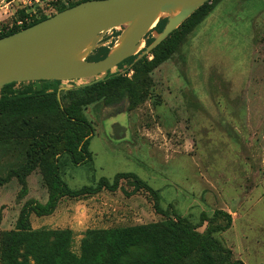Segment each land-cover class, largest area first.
Masks as SVG:
<instances>
[{
  "label": "rangeland",
  "instance_id": "1",
  "mask_svg": "<svg viewBox=\"0 0 264 264\" xmlns=\"http://www.w3.org/2000/svg\"><path fill=\"white\" fill-rule=\"evenodd\" d=\"M79 1L0 0V19L13 22L21 11L50 17L61 5ZM252 15L257 27L253 41L247 26ZM124 28L109 31L102 45H113ZM177 29V47L150 73L143 103L132 108L125 99L115 106L96 103L85 108L94 126L89 147L93 158L70 165L63 174L78 189L132 172L158 196L146 188L134 190L131 178L121 179L116 191L63 197L52 214L32 213L31 226L71 228L78 244L88 228L178 216L202 225L198 230L203 232V219L223 209L233 222L218 236L236 258L264 264V0H224L202 22L192 19ZM127 75L133 77L134 70ZM31 82H17L14 89L90 85V79ZM25 155V142L0 141V176ZM48 197L39 170L28 176L25 186L11 178L0 186V231L15 228L28 201L45 204Z\"/></svg>",
  "mask_w": 264,
  "mask_h": 264
},
{
  "label": "trees",
  "instance_id": "2",
  "mask_svg": "<svg viewBox=\"0 0 264 264\" xmlns=\"http://www.w3.org/2000/svg\"><path fill=\"white\" fill-rule=\"evenodd\" d=\"M84 1L87 0L61 5L57 13ZM220 1L209 0L180 27L192 19L195 24L202 22ZM26 16L28 14L21 11L19 18ZM47 18L49 16H34L25 25L14 27L0 38ZM167 21H159L146 35L145 47L121 62L116 67L120 69L117 73L110 70L103 81L71 90L32 89L30 86L15 90L17 83L14 82L0 90V141L26 143L25 159L10 169L6 176H0V186L13 177L25 186L28 176L39 170L49 191L45 204L28 201L15 228L0 231V264H246L236 258L233 250L218 236L233 222L232 215L223 209H217L213 216L203 219V224L207 223L203 232L198 230L202 225L178 216L148 224L88 228L78 244L71 228H33L30 223L32 213L39 217L52 214L63 197L79 198L104 189L116 191L121 179L131 178L134 190L146 188L158 196L156 190L132 172L118 173L113 182L102 177L96 185L78 189L71 188L63 174L70 165L92 161L89 147L94 126L86 118L87 106L96 103L115 106L128 99L134 108L145 101L146 88L151 83L150 73L169 59L179 42L176 37L180 30L176 29L150 52L152 60H149V54L142 56L155 40L152 33L162 32ZM112 46L96 48L87 60L97 61L106 57ZM131 70H134V75L129 78L127 74ZM39 82L61 84L63 81Z\"/></svg>",
  "mask_w": 264,
  "mask_h": 264
},
{
  "label": "water",
  "instance_id": "3",
  "mask_svg": "<svg viewBox=\"0 0 264 264\" xmlns=\"http://www.w3.org/2000/svg\"><path fill=\"white\" fill-rule=\"evenodd\" d=\"M209 0H87L0 38V90L14 82L103 81L110 70L145 47V37L159 21L162 32L150 53ZM124 26L106 57L89 61L106 34ZM144 44V45H143ZM144 46V47H143Z\"/></svg>",
  "mask_w": 264,
  "mask_h": 264
},
{
  "label": "built area",
  "instance_id": "4",
  "mask_svg": "<svg viewBox=\"0 0 264 264\" xmlns=\"http://www.w3.org/2000/svg\"><path fill=\"white\" fill-rule=\"evenodd\" d=\"M28 16L24 17V18H17L16 20H14L13 22H8L6 23V21H2V19H0V36L3 35L4 33L10 31L11 29H13L14 27L18 26L21 27L23 25H25L27 22L30 21V19L33 17L34 14L32 13H28Z\"/></svg>",
  "mask_w": 264,
  "mask_h": 264
},
{
  "label": "crops",
  "instance_id": "5",
  "mask_svg": "<svg viewBox=\"0 0 264 264\" xmlns=\"http://www.w3.org/2000/svg\"><path fill=\"white\" fill-rule=\"evenodd\" d=\"M222 1H224V0H222ZM222 1H220V3H221ZM217 5H218V4H217ZM217 5H216V6H217ZM216 6H215V8H216ZM215 8H214V9H215ZM214 9L212 10V12L214 11ZM212 12H211V13H212ZM211 13H210V14H211ZM210 17H215V16H210ZM210 17H209V18H210ZM250 19L253 20V21H252L251 23H247V26H248L249 29H250V37H251V39H252V41H253L254 36H255V34H256L257 27H256V25H255L256 23H255V21H254V16H253V15L250 17ZM251 20H250V21H251ZM153 36H154V35H153ZM252 47H253V46H252ZM252 50H253V49H252Z\"/></svg>",
  "mask_w": 264,
  "mask_h": 264
}]
</instances>
